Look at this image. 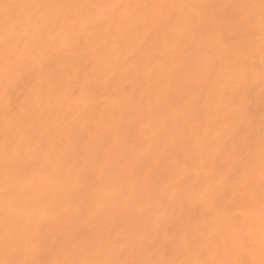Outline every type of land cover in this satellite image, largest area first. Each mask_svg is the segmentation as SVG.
<instances>
[{
    "label": "bare ground",
    "instance_id": "1",
    "mask_svg": "<svg viewBox=\"0 0 264 264\" xmlns=\"http://www.w3.org/2000/svg\"><path fill=\"white\" fill-rule=\"evenodd\" d=\"M0 264H264V0H0Z\"/></svg>",
    "mask_w": 264,
    "mask_h": 264
}]
</instances>
